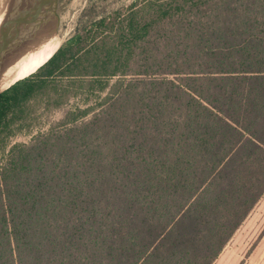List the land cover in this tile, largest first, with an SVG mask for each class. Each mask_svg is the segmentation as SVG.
I'll use <instances>...</instances> for the list:
<instances>
[{
    "label": "trees",
    "instance_id": "obj_1",
    "mask_svg": "<svg viewBox=\"0 0 264 264\" xmlns=\"http://www.w3.org/2000/svg\"><path fill=\"white\" fill-rule=\"evenodd\" d=\"M0 156V264H213L264 196V0L100 19L0 93Z\"/></svg>",
    "mask_w": 264,
    "mask_h": 264
},
{
    "label": "rangeland",
    "instance_id": "obj_2",
    "mask_svg": "<svg viewBox=\"0 0 264 264\" xmlns=\"http://www.w3.org/2000/svg\"><path fill=\"white\" fill-rule=\"evenodd\" d=\"M144 1L60 0L58 13H56L54 20L56 32L54 37H52L54 38L53 41L55 42L61 38V46L76 34L88 30L91 25L100 19L106 18L118 26L120 19L131 6H141ZM8 82L9 77L0 79V89L6 86ZM60 115V113H54L47 120H41L40 123L35 120L33 122L35 127L31 131L20 133L9 139L8 148L16 143H29L39 130L43 131L48 128L52 122L58 120ZM3 161L4 157L0 156V166ZM213 264H264V196L235 232Z\"/></svg>",
    "mask_w": 264,
    "mask_h": 264
},
{
    "label": "water",
    "instance_id": "obj_3",
    "mask_svg": "<svg viewBox=\"0 0 264 264\" xmlns=\"http://www.w3.org/2000/svg\"><path fill=\"white\" fill-rule=\"evenodd\" d=\"M56 3L57 0H40L35 6L33 13H29L18 23H12L5 30H2L0 35V78L9 68L15 66L22 58L26 57V53L32 54L36 51L26 52L18 49V47L28 45V42L32 40V37H30L31 33L42 26L46 27L50 24V20L54 26ZM50 39L47 36H42L39 41L44 43ZM17 81L19 80L9 82L0 89V93Z\"/></svg>",
    "mask_w": 264,
    "mask_h": 264
},
{
    "label": "flooded vegetation",
    "instance_id": "obj_4",
    "mask_svg": "<svg viewBox=\"0 0 264 264\" xmlns=\"http://www.w3.org/2000/svg\"><path fill=\"white\" fill-rule=\"evenodd\" d=\"M4 1L6 0H2V1L0 0V8H1L0 17H2L1 25H3L4 29H6L10 24L18 23L19 21L22 20V18H25L29 13H33L35 10V6L39 3L40 0H12V3H9L10 1L8 2L7 0L6 2L8 4L5 3ZM59 1L60 0H57L55 13H58ZM52 24L53 22L50 20V24H48L46 27L42 26L40 29L36 31H34L35 30L34 29L33 30L34 32H32L31 33L32 35H30V37H32V40L28 42V45L23 47H18V49L26 52H32L34 50H38V48L41 47L42 46L41 44L43 43V42L40 43L39 41V39L42 36H47L48 38H52L55 35L56 30Z\"/></svg>",
    "mask_w": 264,
    "mask_h": 264
},
{
    "label": "bare ground",
    "instance_id": "obj_5",
    "mask_svg": "<svg viewBox=\"0 0 264 264\" xmlns=\"http://www.w3.org/2000/svg\"><path fill=\"white\" fill-rule=\"evenodd\" d=\"M6 1L4 2L7 3ZM8 2L12 3V0H8ZM1 21H2V17H0V35L2 30H5L3 25H1ZM53 40L54 38L46 41L34 53L27 54L26 57L22 58L15 66L9 68L0 79L9 77V82L22 80L30 76L34 72H36L42 65H44L53 56V54L59 48L61 44V38L55 42ZM52 42H54V44H52Z\"/></svg>",
    "mask_w": 264,
    "mask_h": 264
},
{
    "label": "crops",
    "instance_id": "obj_6",
    "mask_svg": "<svg viewBox=\"0 0 264 264\" xmlns=\"http://www.w3.org/2000/svg\"><path fill=\"white\" fill-rule=\"evenodd\" d=\"M219 258V257H218Z\"/></svg>",
    "mask_w": 264,
    "mask_h": 264
}]
</instances>
